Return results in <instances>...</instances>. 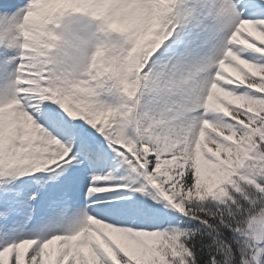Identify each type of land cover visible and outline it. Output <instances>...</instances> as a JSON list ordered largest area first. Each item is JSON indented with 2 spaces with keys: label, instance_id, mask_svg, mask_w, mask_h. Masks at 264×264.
Instances as JSON below:
<instances>
[{
  "label": "snow or ice",
  "instance_id": "snow-or-ice-1",
  "mask_svg": "<svg viewBox=\"0 0 264 264\" xmlns=\"http://www.w3.org/2000/svg\"><path fill=\"white\" fill-rule=\"evenodd\" d=\"M5 4L23 14L29 0ZM114 10L118 100L42 101L37 57L15 58L27 83L0 109V264H197L173 212L241 238L213 236L222 259L207 264H262L264 241L244 250L233 217L264 206V0ZM201 202L216 210L188 207Z\"/></svg>",
  "mask_w": 264,
  "mask_h": 264
},
{
  "label": "clouds",
  "instance_id": "clouds-1",
  "mask_svg": "<svg viewBox=\"0 0 264 264\" xmlns=\"http://www.w3.org/2000/svg\"><path fill=\"white\" fill-rule=\"evenodd\" d=\"M123 0H29L23 14L0 13V48L17 51L20 59L34 55L36 71L47 87L39 90L41 100L76 109L101 96L118 100L121 82L113 77L117 72L123 45L126 43L121 13L115 6ZM87 18L79 30H71L69 18ZM98 22V23H96ZM113 33L123 41L111 39ZM20 66L16 72L19 73ZM27 83L15 76L12 82ZM0 100V109L13 99ZM234 231L244 237V250L250 244L264 241V206L239 220L233 217ZM254 259V258H253ZM241 264L248 261L241 258Z\"/></svg>",
  "mask_w": 264,
  "mask_h": 264
},
{
  "label": "trees",
  "instance_id": "trees-1",
  "mask_svg": "<svg viewBox=\"0 0 264 264\" xmlns=\"http://www.w3.org/2000/svg\"><path fill=\"white\" fill-rule=\"evenodd\" d=\"M194 211L204 208L208 211H215L216 205L208 202L201 203H193L188 205ZM201 219H207V217L203 216L200 212H196ZM172 223L174 225H178L181 229H186L190 232L196 233V235L192 236L188 243L192 246L193 251L196 252L197 264H207L210 257L215 255L214 252H210L206 247L210 244L213 236H218L219 239L223 240L227 244L231 245L233 249L237 246L233 241H239V238L236 234L230 231L228 228L219 227L217 221L215 219H210L208 221L211 225H216L219 228V232H213L211 228L206 227L204 224L200 223L199 219H191L187 216L180 215L176 212L172 213ZM215 258L220 261L222 257L220 255H215ZM262 264H264V256H261ZM235 264V262H234Z\"/></svg>",
  "mask_w": 264,
  "mask_h": 264
},
{
  "label": "rangeland",
  "instance_id": "rangeland-1",
  "mask_svg": "<svg viewBox=\"0 0 264 264\" xmlns=\"http://www.w3.org/2000/svg\"><path fill=\"white\" fill-rule=\"evenodd\" d=\"M0 2H2V0H0ZM206 7H211V5L209 4ZM3 12L11 13L12 9L8 7L7 4H5L3 7H0V13ZM69 23L71 25V30H79L88 23V20L87 18L74 16L69 18ZM113 40L121 42L123 41L119 34H117ZM17 55L18 53L15 50H5L0 48V100L12 98V82L15 79V69L19 62L17 59H15ZM100 99L103 100L104 97L101 96Z\"/></svg>",
  "mask_w": 264,
  "mask_h": 264
}]
</instances>
